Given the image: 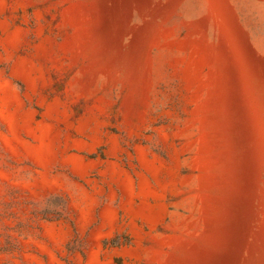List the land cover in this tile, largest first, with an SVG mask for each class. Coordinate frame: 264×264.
<instances>
[{
	"label": "rangeland",
	"instance_id": "rangeland-1",
	"mask_svg": "<svg viewBox=\"0 0 264 264\" xmlns=\"http://www.w3.org/2000/svg\"><path fill=\"white\" fill-rule=\"evenodd\" d=\"M0 264H264V0H0Z\"/></svg>",
	"mask_w": 264,
	"mask_h": 264
}]
</instances>
